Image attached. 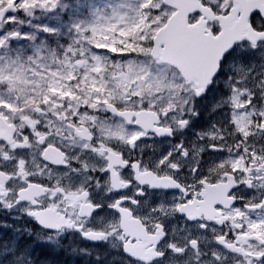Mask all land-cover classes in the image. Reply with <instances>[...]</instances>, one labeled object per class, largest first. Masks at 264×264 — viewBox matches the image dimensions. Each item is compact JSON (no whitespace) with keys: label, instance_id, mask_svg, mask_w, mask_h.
I'll return each mask as SVG.
<instances>
[{"label":"snow or ice","instance_id":"snow-or-ice-1","mask_svg":"<svg viewBox=\"0 0 264 264\" xmlns=\"http://www.w3.org/2000/svg\"><path fill=\"white\" fill-rule=\"evenodd\" d=\"M0 230V264H264V0H0Z\"/></svg>","mask_w":264,"mask_h":264},{"label":"trees","instance_id":"trees-1","mask_svg":"<svg viewBox=\"0 0 264 264\" xmlns=\"http://www.w3.org/2000/svg\"><path fill=\"white\" fill-rule=\"evenodd\" d=\"M0 231H4V230H0ZM57 260H58V264H81V262L78 261L75 257L62 255V254H60L57 257Z\"/></svg>","mask_w":264,"mask_h":264},{"label":"flooded vegetation","instance_id":"flooded-vegetation-1","mask_svg":"<svg viewBox=\"0 0 264 264\" xmlns=\"http://www.w3.org/2000/svg\"><path fill=\"white\" fill-rule=\"evenodd\" d=\"M27 222H28V221H27ZM28 223L34 227V225H33V224H31V222H28Z\"/></svg>","mask_w":264,"mask_h":264}]
</instances>
